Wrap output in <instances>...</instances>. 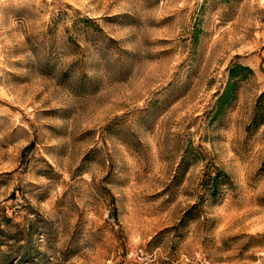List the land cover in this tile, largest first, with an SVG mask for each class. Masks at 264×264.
Instances as JSON below:
<instances>
[{
	"label": "rangeland",
	"instance_id": "rangeland-1",
	"mask_svg": "<svg viewBox=\"0 0 264 264\" xmlns=\"http://www.w3.org/2000/svg\"><path fill=\"white\" fill-rule=\"evenodd\" d=\"M263 92L264 0H0V264H264Z\"/></svg>",
	"mask_w": 264,
	"mask_h": 264
},
{
	"label": "trees",
	"instance_id": "trees-1",
	"mask_svg": "<svg viewBox=\"0 0 264 264\" xmlns=\"http://www.w3.org/2000/svg\"><path fill=\"white\" fill-rule=\"evenodd\" d=\"M254 73V69L247 64L237 63L231 69V81L223 94V98L229 96L232 86L236 83V78H246ZM257 112L264 115V92L260 95L257 103Z\"/></svg>",
	"mask_w": 264,
	"mask_h": 264
}]
</instances>
